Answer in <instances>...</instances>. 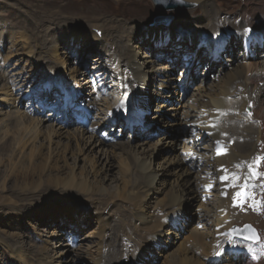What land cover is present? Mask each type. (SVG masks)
<instances>
[{"label":"bare ground","instance_id":"6f19581e","mask_svg":"<svg viewBox=\"0 0 264 264\" xmlns=\"http://www.w3.org/2000/svg\"><path fill=\"white\" fill-rule=\"evenodd\" d=\"M185 1L198 4L204 10L203 15L193 21L197 25L188 26L185 30L178 27L175 30L148 26L143 29L140 25L147 18L145 14L136 16L135 19L121 16L125 19L124 22L117 21L116 17L108 21L106 19L104 23L101 21L103 26H100L99 16L102 13L95 8H82L83 10H78V14L72 13L79 18H68L71 23L64 16L57 19L59 16L56 13L36 19V22L26 18L28 27L20 32L19 39H24L25 43L20 51L27 56H21L17 61L18 65L33 60L34 65H29L34 67L29 73L36 67L43 69L46 79L44 82L56 85L61 92H65L68 101L76 96L80 86L82 92L87 89L88 84L92 88L94 80L91 79L96 78H102V87L110 88L114 94L119 91L128 93L129 97L126 99L123 95L120 103H117L121 108L113 113V101L102 99L107 105L97 107L98 114L94 118H98L100 122H93L89 129L79 128L73 132L66 133V127L61 124H51L44 131V118L28 116L19 107H14V111L8 116L4 114V120L0 119V168H5L0 170V206H7L9 211L19 204L30 207L42 197L53 196L55 193L60 195L58 197H64L65 201L74 202L70 205L65 203V208L61 210L56 207L50 212L41 210L38 218L49 219L47 224L56 226V229L49 232V237L53 239H47L48 235H39L44 238L39 245L30 243L31 236L22 227H11L12 232L0 231V248L4 247L9 251L13 264H72L84 260L87 264H207L196 257V251L202 246L209 249V238L214 240L217 236L222 242L223 235L220 232L222 228L231 226L234 217L233 208L231 207L232 217L227 207L230 202L227 187H230L231 195L236 194H233L235 181H244L243 162L247 163L244 160H249L251 153L263 142L262 126L256 124V119L264 118V101L260 98L264 95V88L259 87V84H264V61L258 59L259 56H264V34L259 35L261 41L257 43L255 36L250 37L245 30L249 28L252 31H264V25L262 20V24L249 26L244 18L240 28L229 30L234 25V17L228 18L224 11L217 10L214 6L216 0ZM255 1L250 0L251 3ZM136 2L139 6L143 5L142 0ZM82 18L87 21V24L80 25L85 31L77 27V23H83ZM55 21V26L51 27ZM0 26H3L2 21ZM2 34L0 27V35ZM231 34H236L238 44L222 46ZM98 35L102 37L99 38ZM218 47H222L223 53L229 57L225 63L220 56L223 53L216 60L212 58ZM94 49L97 55L89 60L92 67L87 69L96 70L91 77L86 78L88 71L84 73L69 67L70 57L86 58ZM256 51L261 52V55ZM185 56L189 58L190 66L194 64L196 69L206 61L213 66L214 61L218 62L220 75L217 81L207 78L198 80L192 68L191 73L189 69L179 70V78L172 76L176 72L175 67ZM12 57H6L7 63L0 60L3 62L0 63L1 115L3 106L14 103V92L23 93L22 87L32 81L29 78L20 80L24 69L17 71V64L15 67L11 66L8 60ZM168 60L172 63H168ZM226 62L231 63L232 69L226 67ZM114 63H118L120 67L119 78L115 76ZM60 65H63L61 70L57 69ZM67 70L71 80L68 79ZM202 71L204 73L199 75L207 76V70ZM213 71L218 72L217 67H213ZM181 78L186 79L187 90H190L192 83L199 81L189 100L184 95L181 96V92L177 94L178 85L181 87L184 83L182 80L180 84ZM246 94L250 96L247 97ZM77 100L76 97L67 106L76 103L75 107H79ZM252 100L256 102V106L258 104L254 118L247 114V107ZM95 103H89V107L85 106L84 110L89 114ZM147 104L154 107V114L146 119L149 120L146 125L143 112L145 113ZM104 107L111 111L106 113ZM208 116L213 119L215 131L221 134L220 137L207 128ZM86 117L83 114L81 122ZM117 117L128 120V123L123 122V127L130 132L132 130L128 135L134 134L136 129V132L145 136L157 133L159 138L153 143L134 145L129 136L122 142L109 143L96 133L95 125L99 123V126H103L102 121H109L114 125ZM198 120L202 122L199 123ZM230 121L233 123L231 127ZM141 127L143 130L137 131ZM147 128L148 131L145 132ZM171 129L180 130L178 136L170 137ZM198 130L202 132L201 135ZM186 133L188 141L184 144L181 138ZM227 134L230 140L228 137L226 139ZM204 135L211 137L216 145L213 153L210 151L215 159L213 162L207 159V165H212L211 169L205 166L200 170V160L190 161V158L199 155V151L211 158L212 155L203 154L208 150L207 144H199L200 138H205ZM43 136H46L45 141L40 140ZM65 136L66 141L62 138ZM162 145L169 148L168 156L162 162L155 163L154 155ZM88 149L98 150L102 156L101 161L91 162L82 173H77L70 168V162L80 159ZM118 155L124 160L119 164L120 167L117 166L119 174L112 175L115 164L110 160ZM221 155L228 159L227 163L220 161ZM22 173L23 176H20ZM108 178L110 182L115 178L116 184L105 183ZM220 184L226 189L223 190ZM222 193L226 194L225 201H222ZM68 195L70 197H66ZM80 199L87 203V207L96 208L101 205L103 210H108V215L97 214L93 218L97 227L94 225L85 234L78 248L73 250L68 243L63 244L59 239L63 237V232L72 231L77 235L82 232L83 224L88 226L90 214L81 211L75 202ZM192 206L197 209V214L188 213ZM263 213L262 211L261 214ZM244 218L253 216L248 214ZM132 224L135 230H132ZM110 229L117 230L118 235L123 233V239L116 240ZM52 241L57 242L55 246ZM215 252L217 258L220 257L218 248ZM215 252L204 256V260L213 262ZM228 261L226 255L221 257V264H228Z\"/></svg>","mask_w":264,"mask_h":264},{"label":"rangeland","instance_id":"374dc122","mask_svg":"<svg viewBox=\"0 0 264 264\" xmlns=\"http://www.w3.org/2000/svg\"><path fill=\"white\" fill-rule=\"evenodd\" d=\"M132 1L136 2V0H132ZM132 1H130V2H132ZM180 1L183 2L184 4L191 6V8H189V9H186V8L182 9L181 8L180 10H176V11L175 10H173V11H158L157 8L154 6L153 0H144V1L142 0L143 5H140V6H139L138 2H136V4H137L136 5V4L130 3L129 0H46V1L45 0H37V1L36 0H0V21H2V25H3V26H0L1 32L3 33L2 36L0 35V45H1L0 51L2 52V56L0 57V60L7 63L6 57L12 55L13 57L10 60H8L10 65L14 66L15 64H17V66H16L17 71L24 69V73L20 76V78H21L20 80L28 79V78L32 80V81H30V83H27L26 85H24L22 87L23 93L14 92V98L12 97L15 100L14 103L9 104V105L7 104V105L2 107V115L0 114L1 115L0 116L1 121L5 119L4 114L6 116H8L9 113H12L14 111L13 110L14 107H19V109H21L28 116L36 117V118L37 117L44 118L46 120V123H45L46 128H44V131H46V129H48V126H50L51 124H54V125L55 124L56 125L61 124L62 126L66 127L65 132L66 131L67 132H73L79 128L80 129L81 128L82 129L88 128V127L84 128V127L80 126V124H77V122H76V118H77V116H76L77 112L76 111H77V109L76 108H74V109L71 108L70 110H66V108L65 109L63 108L64 105L62 104L63 101H62V98L60 95L61 91L59 90V88L56 85H50V84H47L46 82H44L46 79L44 78L43 69H39L36 67L34 69V71L29 73V71H31V69H33V67H34V66L32 67L29 65L30 63L34 65L33 60L30 61V63L22 62L23 64L18 65V63H17L18 59L21 56L25 55V52L22 53L20 51L22 44L25 43L24 39H19V38H20V32L24 31L25 27H28L27 24L25 23L26 18H28V21H29V19H32V20H35V22H36L37 21L36 19H38V20L43 19L52 13H56L59 16L58 18L56 17L57 19H59L60 16H62V17L64 16V17H66L65 19L67 20L68 18L72 19L73 17L79 18V16H73L72 15V13L78 14L79 9L95 8L97 10H100L102 13L99 16L100 17V19H99L100 20L99 21L100 26H103L102 22L104 23L106 21V19L108 21L110 19H115V17H116L117 21L122 22L125 19L122 18L121 16L126 15L129 18L135 19V18H137L136 16L139 17V16H142L143 14H145L147 18H146L145 22L140 25V26H143V29L147 28V26H148L149 28H152V27H165V28H170V29L175 28V30L178 27V28H183L185 30L186 27L191 26L193 24L194 25L196 24L193 21H196L198 17L203 15L204 10L198 4H194L192 2H186L185 0H180ZM24 4L26 5V7ZM143 6L145 7L146 10L144 9ZM214 6L216 7L217 10L219 9V10L224 11V14L228 18L234 17L233 18L234 25L229 27V30H232L235 27L240 28L239 25L242 22L241 20H243L244 18L247 21V24H249V26L259 24L262 20H263L262 22L264 25V0H256L253 3H251L250 0H216L214 3ZM17 7H19V8H17ZM140 8H142V9H140ZM4 10H5V12H4ZM11 12H13V13H11ZM32 12H33V14H32ZM131 13H132V15H130ZM134 14H136V15H134ZM93 15H95V14H93ZM74 18H73V20H76ZM162 20H164V23L159 24V21H162ZM52 21H54V20L52 19ZM82 21H83L82 24L77 23L79 25L77 27H80V28H82L83 31H85V29H83V27H81L80 25L87 24V21L84 18H82ZM67 22L71 23L70 19H68ZM130 23L131 22H129V24ZM53 24H56V21H55V23H52L51 27L55 26ZM260 24H262V23H260ZM48 26H50V25H48ZM184 30H182V31H184ZM30 31H32V28ZM102 31H104V30H102ZM170 33H172V32H170ZM28 34H30V32ZM261 34H264L263 30L255 29L252 31V34L249 33V36L250 37L255 36L256 42L258 43L259 40L261 41V38H259V35H261ZM169 36L170 35L168 34V37ZM100 37H102V36H99V38ZM147 38L148 37H146V39ZM232 44H235V45L238 44V40L236 39V34H231L229 39L227 41H224L221 45L229 47ZM12 45L13 46L15 45V46L13 47ZM198 48H200V47H198ZM256 52H258V51H256ZM96 55H97V51L94 49V52L92 51V52L88 53L86 58L79 59V58H76L75 56H72L69 59V63H70L69 67L72 66V68H76L79 71H84V73H86L88 71L89 74L86 76V78L89 76L91 77L96 72V70H93V69H91L90 71L87 70L90 67H92V64L89 60L92 59V57L96 56ZM224 55H226V56H224ZM258 55H261V52H258ZM25 56H27V55H25ZM161 56H163V55H161ZM220 56H222L224 63L227 59H229L228 55L225 53L221 54ZM263 57L264 56H259L258 59L260 61H264ZM26 58L30 59L29 57H26ZM212 58H213V60H216L213 56H212ZM241 61H242V59H241ZM0 63L3 64V62H0ZM168 63H172V61L168 60ZM203 64H205L211 68L210 71L213 72L211 74L217 73V77H219L220 73H219V68H218V65H219L218 62L214 61V66L211 65V63L207 62V61L204 62ZM203 64H199V65H203ZM226 64H227V62H226ZM62 66L63 65H60L57 69L61 70ZM108 67H109V69L111 68L110 66H108ZM121 67H122V71H124L123 65H121ZM213 67H217L218 72L213 71ZM226 67L228 69H232L231 63L227 64ZM119 68L120 67H119L118 63H114L113 69L116 71L115 76H118V78H119V74H120ZM178 69H180V68H178ZM101 71H103V70H101ZM66 72H67V75L69 77L68 79L71 80L72 78H71L68 70ZM201 72H203L202 68H200V66H198V68L196 69V73H195L196 78L198 80L200 78H202V79L207 78V80H211L213 82L217 81V78L216 79L210 78L211 74L209 72H208L207 76H205V74L200 76L199 74H201ZM46 73H49V71ZM177 73L178 72H174L172 76H174L175 78H179L180 75L176 76V75H178ZM31 74H32V77H31ZM204 76H205V78H203ZM253 77H257V75H253ZM76 79L78 80V78H76ZM93 80H94L93 82L95 85L97 83L96 81H98V80L102 81V78H96V80L95 79H93ZM241 83L243 84V82H241ZM74 86H76V84ZM196 86H194L192 88V90H189V95L187 98L185 97V99L189 100V98L191 97V94L193 93V90L196 88ZM259 87L263 89L264 84L263 83L259 84ZM108 89H109V91L111 90L110 88H108ZM252 89H254V87H252ZM93 90H94V88H93ZM110 92H112V94H111L112 96L116 95L113 93V91H110ZM177 94H178V92H177ZM111 95H108L104 100H106V101L110 100V101L114 102ZM246 95H247V97L250 96L249 94H246ZM76 97H77V99L81 98L80 101H84L83 103H86L87 101H89V98H91L93 101L94 98L92 96V89L89 86V84L87 85V89L84 92H82V89L80 86V91L76 94V96L74 98H72V100L67 101L68 104H70ZM175 97L177 98L178 96L176 95ZM252 98H255V96H253ZM260 98H261V101H264V95H262ZM106 101L103 102V101L99 100V102H97V100H95L96 103L94 105V109L90 110L89 116L90 117L92 116V118L94 119L96 114H98L97 107L101 108V106H103V105L106 106L107 105V104H105ZM171 102L172 101H169V103H171ZM55 103H57V104H55ZM99 103H100V106H98ZM118 103H120V100ZM191 103L192 102H190V104ZM78 105L80 106L81 102H78ZM54 108H56V111H54ZM107 109H110V108L104 107V111H106ZM226 109H227V105H226ZM226 109H225V112H226ZM257 109H258V104L256 106V102H254L253 103V109L250 112L251 115H253V118L256 114ZM153 110H154V107L149 106L147 104V109H146L145 113L143 112L144 124L147 125V123H149V120L147 121L146 119L151 118V116H153V114H154ZM170 118H171V116H170ZM121 119L122 118L117 117L114 120L115 121L114 125L112 124V122H109V121H102V122H104L103 126L102 125L99 126V123H98L97 125H95L96 126V128H95L96 133H99V136L101 138H105L106 141H108L109 143H114V144L122 142V140H127L129 136L131 137L130 141L134 145L135 144H142L144 142L153 143L159 138L157 133H152V134L145 136L143 134H140L139 132H136V129L134 130L135 131L134 134L128 135V133H131L132 130L130 132V131H128V129L126 127H123V121ZM232 124L233 123L230 121L229 127H231ZM256 124H259L262 126L261 138L263 140V143H261L257 146L254 153H251L249 159L251 158L252 161L246 160L247 164L244 162V164H245V166H244V169H245L244 179H248V181L244 180L242 183L241 182L238 183L237 182L238 180L235 181L236 187H235V192H233V194L234 193H236V194H234V195H231V190L229 191L230 187L229 186L227 187V191L230 192V195L228 194L230 196L228 201H230V202L227 203L228 204L227 207H228V209H230L229 213L231 214V216L234 213V215H233L234 217L232 216L233 218H232L231 226L229 228L224 227L225 229L222 228V230L220 232L223 235L222 236V242H220L221 240L217 236H216L217 238L215 237L214 240H213V238H209L207 240V243L210 246V248L208 249L207 246H202L201 249L196 251V253H197L196 257L202 259L207 264H221L222 262H220V260H221V257L223 255L224 256L226 255L228 257V259H229L228 264H233V263L235 264L237 262H241L242 264H264V213L261 214L263 209L261 207H259L257 210L254 209L255 211L250 212L247 208H244L242 206H238V203H239V200L241 197L237 196V193L241 192L245 188V186H247L246 190H248V191L253 190V189H258V190L264 191V155L259 154L260 150L264 149V118L263 119H256ZM90 126H89V128H90ZM116 128L118 130H116ZM139 130H143V128L141 127V129H138L137 131H139ZM211 130H213L215 132V129H211ZM147 131H148V128L145 132H147ZM179 131L180 130H178V129H171V131L169 133L170 137L178 136ZM198 132H200V130ZM200 134H201V132H200ZM186 135H187V133L185 134L184 137L181 138L182 143H184V144H186L188 141V140H186ZM66 136L62 137L65 141L67 138ZM217 136L220 137L221 134H219V135L217 134ZM227 137L230 140V137L228 136V134L226 135V139H227ZM40 140L45 141L46 136H43ZM185 140H186V142H184ZM240 142L242 143L241 140H240ZM203 143L207 144V147H208L207 152L203 153V154L210 155V151H211V153H213V147L216 145H214V141L211 140V137L205 136V138L200 142V144H203ZM146 146L147 145H144V147H146ZM158 149L154 155L155 163L162 162V160L166 156H168V152H169V148L166 146H163V145L159 146ZM203 157H204V155H203ZM101 158H102V156L100 155L98 150L88 149V150L84 151L83 156L80 159L70 162V168L75 169V171L77 173H82V171L85 170L86 167L88 168V165L91 164V162L99 161V160L101 161ZM211 158H207L205 156V163L206 164L204 163V165H203L204 167L202 166L199 169L200 170L204 169L205 166L208 169H211L212 165H207L208 160L210 162H213L215 159V158H213V156H211ZM122 160H124V159H122V157L119 155L116 156V158L115 157L111 158L110 161L113 164H115V168H113L112 175H118L119 174L117 166L120 167L119 164L122 162ZM257 160H259L258 164H257ZM220 161L227 163L228 159L224 158L223 155H221ZM250 165H251V169L248 168ZM1 169L4 170L5 168L1 167L0 170ZM194 170H195V168H194ZM252 170H254L257 173L256 176H253L252 174H250V173H252ZM247 171H249V173ZM23 174L24 173L20 174V176L21 175L23 176ZM94 183L98 184L96 181H94ZM105 183H107L108 185H111V184L115 185L116 180L114 178V180H111V182H110V178H108L105 181ZM220 186H222V185L220 184ZM222 187H223V190L226 189V188H224L225 186H222ZM58 196H60V195H58L56 193L53 196L47 195L45 197H42L41 199H39L35 203H33L30 207L25 206V204H22V205L19 204L16 208H14L13 210H10V211L7 208V206H3V207L0 206V231H2V230L6 231L7 230V232H12L11 230L13 227L14 228L15 227L16 228L22 227V228H24L23 229L24 232H26V234L28 233L31 236V241L28 238V242L30 241V243H32L33 245H39L41 243L40 242L41 239H44V238L40 237L39 235H48L47 239H53L52 237H49V232L52 233V231L56 229V226L48 225L47 221L49 219L47 220V218H45V217H43L42 219L41 218L39 219L38 217L40 216L39 214L42 213L41 210L50 212L51 210H54L55 207H56V209L61 210V209L65 208V206H66V205H64L65 203H67L68 205H70V203L71 204L74 203V202H71L72 200L71 201L70 200L65 201L64 197H58ZM221 196L223 198L222 201H225L226 194L222 193ZM66 197H70V196L68 195ZM75 202L78 205L77 207L79 209L80 208L82 209V210L80 209L81 211H83L86 214H90V216H89L88 226L86 225V223L82 225V232L77 233V235H76L75 233L73 234L72 231H66V232H63V235H62L63 237L59 239L60 242H63V244L68 243L69 247H71L73 250H76V248H78V245L81 242H83V240H84L83 237L85 236V234H87L90 231V229L92 227H94V225H95V227H97V223H96V221L93 222V218L96 217L97 214H99V213L104 214L105 216L108 215V210H105V209L103 210L101 205L96 206V208H92V207H87L88 206L87 203L83 202V200H81V199H80V201H75ZM224 203H222V205ZM258 203H260V202L258 201ZM50 205H55V206H50ZM60 205H61V207H60ZM85 207H86V209L88 208L89 212L86 211ZM231 209L233 210V213H232ZM248 211H249V213H248ZM32 212H36V213H32ZM47 212L45 213V215L47 214ZM188 213L189 214H192V213L197 214V209L194 206H192L189 208ZM238 213H240V214H238ZM251 213L252 214L254 213L255 216H254V214L252 215ZM248 214L253 216V218L245 219L244 215H248ZM256 214H257V216H256ZM240 215H243V216H240ZM133 224H132V230H135L133 227ZM246 224H250V226L260 234L262 239H261V243L259 245H253V244H249L247 242L241 241V240H237L230 234V230L233 229L235 226H238V228L241 231L245 230V228L247 227V226H245ZM110 230H111V233L113 234V237L116 240L123 239V233H120L118 235L117 230H112V229H110ZM147 232H149V231H147ZM191 241H193V240H191ZM233 241H234V243H233ZM51 243H53L52 245L55 246L57 242L55 243V241H52ZM238 243L245 245L246 250L253 257L258 258L260 255L261 259L257 260V258H256V260H257L256 262H253V261H252V263H250V261L248 262L247 261V260H249V258L247 256L248 253L246 251H244V249L241 248ZM228 244H232V245H228ZM49 246H51V245L49 244ZM63 247L66 248V245H64ZM217 248L220 252V257H218V258L216 256V252H215V250ZM213 252H215L213 254V259H214L213 262L204 260V256H207L208 254L213 253ZM236 253H238V255ZM216 258H217V260H216ZM0 264H13L12 260H10L9 251L4 247L0 248ZM72 264H87V263H85V260H84V262L76 261Z\"/></svg>","mask_w":264,"mask_h":264},{"label":"water","instance_id":"95a60500","mask_svg":"<svg viewBox=\"0 0 264 264\" xmlns=\"http://www.w3.org/2000/svg\"><path fill=\"white\" fill-rule=\"evenodd\" d=\"M154 6L157 8L158 11H173V10H180L181 8L189 9L191 6L184 4L180 0H153ZM164 23V20L159 21V24ZM235 237L255 242L257 243L259 241L258 236L253 233L254 235H251V233L248 230H235L232 232Z\"/></svg>","mask_w":264,"mask_h":264},{"label":"snow or ice","instance_id":"6c2138e0","mask_svg":"<svg viewBox=\"0 0 264 264\" xmlns=\"http://www.w3.org/2000/svg\"><path fill=\"white\" fill-rule=\"evenodd\" d=\"M258 163H259V160H257V164H258ZM249 168L251 169V165L249 166ZM252 175H253V176H256L257 173H256L254 170H252ZM222 179H227V177H222ZM246 188H247V186H245L244 190H242L241 192H238V193H237V196H238V197L246 196V195H247Z\"/></svg>","mask_w":264,"mask_h":264}]
</instances>
